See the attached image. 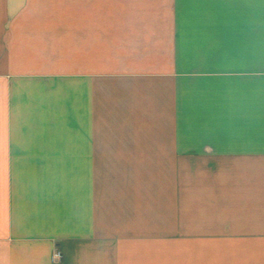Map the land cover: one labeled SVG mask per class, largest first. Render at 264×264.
<instances>
[{
	"label": "crops",
	"instance_id": "crops-1",
	"mask_svg": "<svg viewBox=\"0 0 264 264\" xmlns=\"http://www.w3.org/2000/svg\"><path fill=\"white\" fill-rule=\"evenodd\" d=\"M64 1L0 0V264H76L162 222L176 239L182 218L185 241L264 264V0H71V25ZM185 160L230 184L182 204Z\"/></svg>",
	"mask_w": 264,
	"mask_h": 264
},
{
	"label": "rangeland",
	"instance_id": "rangeland-1",
	"mask_svg": "<svg viewBox=\"0 0 264 264\" xmlns=\"http://www.w3.org/2000/svg\"><path fill=\"white\" fill-rule=\"evenodd\" d=\"M35 8H36V3ZM59 4V7L63 5L65 12L64 22L66 25L72 24V11L74 8V2L71 0L64 2H53L52 4ZM48 9H55L54 6H46ZM71 33H66V38H69ZM66 57L64 61V76H71L72 72V56L71 49L65 50ZM98 62H104L102 55L103 50H97ZM101 51V52H100ZM104 67L102 64H98V68ZM72 80L67 77L63 82L60 80H52L49 85V93L55 92L58 88L68 89L71 88ZM169 162L161 161V181L162 185L167 186L169 184V176L172 177V169ZM172 163V162H171ZM176 183L179 187L180 202L183 204V200L188 196L196 199L200 197L201 186L222 184L229 185L230 178L227 174H222L219 179L216 171L217 162H207L200 160H185L176 162ZM214 165V167H211ZM213 169L214 172H211ZM226 173V172H225ZM171 174V175H170ZM220 175V173L218 174ZM213 185V186H214ZM188 199V198H187ZM168 199L162 201V205L167 203ZM164 219V218H162ZM184 220V218H182ZM193 220V232L195 233L202 225L200 220ZM178 223V237L170 238L168 234V226L165 222L161 223V238L157 240L152 239V235H146L144 240H122L117 237V233L114 231L105 232L106 234L98 233L97 239L92 242H80V250L86 252V256L76 258L79 263L76 264H231L232 258L225 256L221 252L216 250V242L210 241L209 254L204 250V245L200 242H190L184 240V221ZM210 227V226H208ZM68 238V237H67ZM67 251L73 252L74 244L72 241L66 242ZM93 252V253H92ZM60 253L59 255H57ZM208 254V255H207ZM94 256V257H92ZM52 260L57 263H62L65 259L64 253L58 247L55 248ZM67 258V257H66ZM72 259V257H71ZM68 264H71L68 263Z\"/></svg>",
	"mask_w": 264,
	"mask_h": 264
},
{
	"label": "built area",
	"instance_id": "built-area-1",
	"mask_svg": "<svg viewBox=\"0 0 264 264\" xmlns=\"http://www.w3.org/2000/svg\"><path fill=\"white\" fill-rule=\"evenodd\" d=\"M60 253H58L57 255H59Z\"/></svg>",
	"mask_w": 264,
	"mask_h": 264
}]
</instances>
